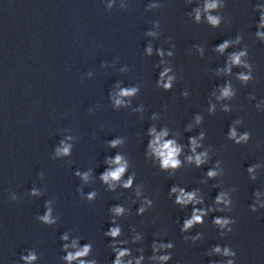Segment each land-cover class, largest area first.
Returning a JSON list of instances; mask_svg holds the SVG:
<instances>
[{"label": "water", "instance_id": "1", "mask_svg": "<svg viewBox=\"0 0 264 264\" xmlns=\"http://www.w3.org/2000/svg\"><path fill=\"white\" fill-rule=\"evenodd\" d=\"M208 2L0 0V264H25L29 252L33 264H68L67 252L85 244L92 251L84 259L112 264V243L131 250L125 261L143 255L141 264H264V0H218L206 12ZM240 52L242 63L232 64ZM232 128L248 141L236 144ZM152 129L181 147V167L161 169ZM193 138L195 154L207 152L199 167L187 161ZM117 155L128 167L110 189L101 176ZM173 187L203 203L176 204ZM220 193L228 204L216 203ZM194 207L211 210L181 232ZM49 208L50 225L39 219ZM217 218L230 223L221 228ZM114 226L115 241L104 235ZM74 240L77 248L65 250ZM153 242L174 247L154 253ZM169 252L167 262L150 259Z\"/></svg>", "mask_w": 264, "mask_h": 264}, {"label": "clouds", "instance_id": "2", "mask_svg": "<svg viewBox=\"0 0 264 264\" xmlns=\"http://www.w3.org/2000/svg\"><path fill=\"white\" fill-rule=\"evenodd\" d=\"M219 6L220 5L218 3V0H213V2H208L205 4L204 10L206 12H208L210 10L217 9ZM196 19H197V21H199V19H200V10L199 9L196 10ZM207 19H208L209 23L212 24L213 26H217L220 23V17H218V16L208 15ZM260 26L264 27V16H261ZM257 35L264 37V33L258 32ZM228 46H229V42L225 41L224 43H222L218 46L217 51L223 52ZM150 51H151V49H149V52ZM245 55H246V52H240L237 54H233L231 56L232 64L240 65L242 63L241 57H243ZM245 67H248V65H245ZM164 75H166V72L161 74L162 80H163ZM239 78L242 81L247 82L249 79H251V76L241 74ZM171 81H172V78L169 77L168 82L163 83L162 86L165 89L171 88ZM135 92H136V89H134V88L133 89H125V90L121 91L120 95L121 96H131ZM185 95H187V93H185ZM221 95L223 98H230L233 95V92H232L230 87H225L222 89ZM116 103L119 104V103H121V101L117 100ZM225 111H227V109H225ZM200 119H201L200 117H197V122H199ZM151 135L154 136V139L150 141L149 148H150L151 152L155 155V157H157L159 159L161 169L162 170H169V169L175 170V169H178L179 167H181L182 162L179 159V156L181 154L182 149L180 146L177 145L175 140H165L164 139V137H166L168 135L167 130L162 131L159 134H157L155 132V129H152ZM201 138H203V133L201 134ZM229 138L233 139L236 144H240L242 141L243 142L248 141L249 134L244 133L243 135L237 137V133H236L235 128H232L230 130V133H229ZM118 143H120V141H112V146L115 147ZM190 144H191V150L195 154L196 148L199 147L197 140L195 138L191 139ZM68 151H69V148L67 146L64 147L63 152L65 154H67ZM206 159H207V152H203V153L195 154L194 156H188L187 157V161L189 163L194 162L197 167L204 164L206 162ZM111 163L117 165V167H115L114 170L106 171L101 176V179L104 183L109 185L110 189H114L115 184L121 180V177L125 173L128 165L126 162L123 161V158L119 155H117L115 157V159L111 161ZM253 170H254L253 168L248 169L249 172H252ZM77 174L79 175V173H77ZM207 175H208V177L213 178L217 175V172L214 170H210V171H208ZM84 178L87 179V175H85ZM131 185H132V178L131 177L123 183L124 188H130ZM171 193H179L176 196L175 203L182 205V206H187L189 204L198 205V204L203 203V201L201 199L197 198V192L196 191H190L189 192V191H185L184 188L173 187L171 189ZM33 194L35 195L36 193L33 192ZM137 194L139 195V193H137ZM94 196H95V193H91L88 198L91 200L94 198ZM144 203L147 204L148 206L152 205L151 200H145ZM216 203L217 204H220V203L228 204L229 201L225 199L224 193H220L216 197ZM210 210L211 209L204 210V209L194 207L192 210L191 218L186 219L184 221L183 227L181 228V232H187L189 229L193 228L195 225L203 223V218L207 215V212ZM112 211L115 214V216H122L125 212V209L123 207L117 206L114 209H112ZM145 211H146L145 207H140L138 209V214L142 215ZM39 219L41 221H43L45 224H49V225L55 223V220L52 218L50 208L48 209L46 214L42 217H39ZM112 223L115 224V220H113ZM214 223L219 225L221 228H223L226 225H228L230 223V221L227 219L217 218V219H215ZM132 230L135 231V228L133 227ZM229 231H231V229H229ZM104 235L107 237H111L113 239V241H115L116 238L121 236V227L120 226L110 227L108 229V231L104 233ZM197 238L198 237H188V236L183 237V239L186 243L190 239L194 241ZM61 239L67 240L68 239L67 234L62 236ZM139 239H140V236L137 235L133 238V242H135L136 240H139ZM124 243H126V242L123 240L119 241L120 245H123ZM69 247L77 248V242L74 240L71 245H68V244L64 245L65 250H67ZM110 247H111L112 251L115 253V259L112 261V264H133V259L135 261V264H141V262L144 260V256L141 255L138 258L128 259L127 261H125V259H124L125 257L131 256V250L129 248L120 247V246H118L117 243H112L110 245ZM173 247H174V245L172 243L157 244V243L153 242V244H152V250L154 253L159 251L160 249H172ZM91 251H92V245L91 244H85L83 247L78 248V250H76L75 252H71V251L67 252V255L64 256L63 259L65 261H67L68 264H72V262H74V261H77L78 264H98L96 259H92V260L84 259V258L89 256ZM215 251L219 253L221 251V249L219 247H217L215 249ZM233 254L234 253L230 252L229 249H227V248L224 249V255L228 256V255H233ZM21 259H23L25 261V264H33V262L37 260V255L35 252H29L28 255L21 257ZM150 259H152V260L158 259L159 261L167 262V261L172 259V254H171V252H169L168 254L161 255L159 257L153 255L152 257H150ZM228 264H232V261H228Z\"/></svg>", "mask_w": 264, "mask_h": 264}]
</instances>
